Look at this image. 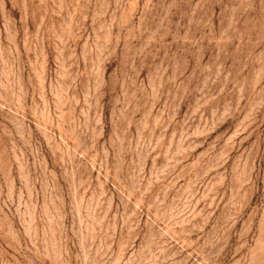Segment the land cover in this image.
<instances>
[{
  "label": "rangeland",
  "instance_id": "1",
  "mask_svg": "<svg viewBox=\"0 0 264 264\" xmlns=\"http://www.w3.org/2000/svg\"><path fill=\"white\" fill-rule=\"evenodd\" d=\"M0 264H264V0H0Z\"/></svg>",
  "mask_w": 264,
  "mask_h": 264
}]
</instances>
